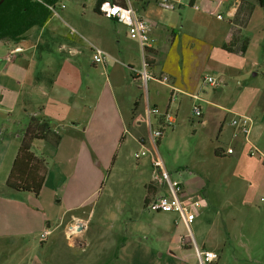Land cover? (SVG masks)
<instances>
[{
    "label": "crops",
    "instance_id": "0c3cea01",
    "mask_svg": "<svg viewBox=\"0 0 264 264\" xmlns=\"http://www.w3.org/2000/svg\"><path fill=\"white\" fill-rule=\"evenodd\" d=\"M187 4L195 12L191 15L193 18L191 20H202L204 16L208 17L206 16L208 14L213 16L214 11L217 12L215 15L219 14L218 10L223 13L225 21L219 22L213 29L205 30L203 41L210 42V47L218 48L217 53L225 58V64H232L234 73L243 75L247 79L244 86L247 92L240 94L243 98L241 109H232L233 112L227 119L226 114L230 111L225 110L226 113L221 111L219 115L221 120L219 130L221 131L225 123V127L229 128V139L227 143L222 144L223 147L221 144L214 145V149H217L220 155L218 156L221 158L220 163H227L228 170L231 166L232 171L227 174L228 178L232 180L237 176L242 186H224L220 187L219 191L209 188L207 182L221 177V171L211 173L203 170L191 178L171 175L181 183L185 196L197 198L201 202L200 206L188 226L175 213L152 214L149 223L142 225L143 230L152 237L146 244H142L140 255L153 258L155 264H200L196 256L195 246H197L217 254L216 259L206 264H264V164L262 163L264 159V10L255 0H187ZM133 5L138 15L149 24V33L153 38L151 47L147 49L149 62L146 67H150L160 57L162 46L165 43L171 46L176 38L174 32L176 26L169 20L175 18V15L172 9L161 10L162 7L151 0H136L133 1ZM52 14L54 13H51L42 26H31L19 39H0V184H4L25 125L30 117H36L47 123L49 127L54 123L70 128L71 133L59 135L55 146H51L44 139H33L30 147L35 156L45 154L54 160L60 158L59 160L65 165V171L59 172L57 183L63 184L62 188L75 186L74 189L79 188L77 191L82 195V185L76 184L78 177L83 176L81 167L95 173L91 191L86 185L84 186L87 195L79 197V204L85 202L88 196L95 192L98 184V168L107 164L114 148L120 144L121 137L124 138L127 133L128 123L138 124L136 113L142 111L141 114L146 119V105L154 107L157 115H152L149 119L152 123H157L160 122L158 114L165 110L159 111L156 106L159 101L150 103L147 98L143 106L135 107L134 111L133 107H130L139 95L137 91L139 81L135 71L140 66L131 62L133 59L119 43L123 37L122 33L126 35V27L123 24L108 18V21L113 23L111 33L117 51L112 50L110 58L99 65L94 64L90 56L88 69L80 71L75 64L69 62L79 51L78 43L84 45L86 42L89 47L91 43L84 37L89 35L85 34L83 27L81 29V26L77 25V21L74 23L72 20L61 19V25L53 22ZM220 16L215 18L221 21L223 18L222 15ZM185 22L188 23V17L183 18L180 15L179 26L181 27ZM232 30H237L240 37L247 39L244 51L238 50L239 43H236L231 51L221 49L222 41ZM46 32L52 35L54 41L52 45L49 43L51 41L43 38ZM167 33L168 36L165 38ZM135 43L137 45L136 41ZM8 51L12 52L9 60L3 58ZM117 55L127 61L122 63L115 61ZM60 61L66 65L64 69L61 68L63 73L50 74L51 65L54 62L60 65ZM97 72L102 77L99 91L98 85L96 87L92 84L94 79L92 75ZM258 77H262L259 83L256 82ZM63 79L64 82H61ZM95 79L98 80L96 77ZM254 79L256 81L252 86L251 81ZM80 80H83V84L81 83L82 88L80 87L78 93L77 85L80 84ZM221 80L223 81V78ZM55 82L65 83L70 90L52 91ZM217 83L216 81V85ZM161 84L169 88L171 94L173 90H178L174 82ZM74 86L76 89H73ZM85 93L86 95L89 93L92 97L86 98ZM191 97L197 98L195 95ZM85 98L87 103L84 102ZM214 107L217 110L224 108ZM237 115H247L251 118L247 140L238 127L230 124V120ZM130 138L141 145L135 135H130ZM226 147L232 148V152L225 154ZM251 148L256 150L255 155H249ZM46 170L37 194L38 198L48 183L50 172ZM147 180L140 183L144 185L150 182L151 170ZM184 182L188 183L187 189ZM144 195L143 193L142 197ZM214 200H218L219 205L216 207L218 213L209 211L211 206L216 205ZM221 204L226 210H234L230 218H225V210L222 209ZM142 212L144 211L140 213ZM70 218L82 220L77 216ZM111 219L116 218L111 216ZM44 220L45 224L49 223L47 217ZM228 225L232 227L227 228ZM45 228L39 231V234ZM54 229L55 224L48 229L47 236ZM132 243L131 240L130 246L129 241L124 239L117 244L115 252L119 254L124 251L122 255H134L136 247ZM30 257V264H40L35 254Z\"/></svg>",
    "mask_w": 264,
    "mask_h": 264
},
{
    "label": "rangeland",
    "instance_id": "374dc122",
    "mask_svg": "<svg viewBox=\"0 0 264 264\" xmlns=\"http://www.w3.org/2000/svg\"><path fill=\"white\" fill-rule=\"evenodd\" d=\"M93 4L94 0H58L54 6L52 21L59 25L62 24L61 19L72 20L74 23L77 21V25L81 26V29L83 27L85 34L89 35L84 36L86 41L91 43L89 47L93 45L103 49L108 59L111 51L116 50L115 39L111 33L113 23L100 13H95L92 10ZM190 9L187 0L173 2L172 12L176 19L169 20L176 26L174 30L176 38L171 46L165 43L156 63L147 67L148 73L155 78L149 79L145 87L138 86L137 103L134 107L131 104L130 107H133L134 111L135 107L143 106L147 98L150 103L159 101L156 104L159 111L165 110L174 117L175 122L171 126L160 124V127L163 126L162 133L159 142L156 143L157 154L170 175L191 178L203 170L211 173L221 171V177L207 182L209 188L219 191L224 186H242L236 175L232 180L228 178L227 174L232 171L231 166L228 170V164H221V158L218 157L220 155L214 154L213 151L215 144L222 146L229 139V128L225 127V123L221 131L219 130L221 121L219 115L221 111L228 110L230 112L226 114L227 119L231 116L232 109H241L243 99L241 96L247 92L244 88L247 79L243 75L234 73L232 64H225V58L217 53L218 48L210 47V42L203 41L205 30L213 29L219 22L225 21L223 13L218 10L223 18L221 21L215 18L216 11L213 16L208 14L206 15L208 17L204 16L202 20H191L194 11ZM201 11L199 8V12ZM180 15L183 18L188 17V23L185 22L181 27L178 23ZM122 36L119 43L133 59L131 62L140 66L141 59L135 40L128 37L127 29L126 35L122 33ZM167 36L168 33L165 34V38ZM43 38L51 41L50 45L54 43L52 35L47 32ZM78 47L79 51L71 57L69 63L75 64L80 71L87 70L91 60V49H88L86 42L84 45L78 43ZM11 53L8 51L3 58L9 60ZM115 61L122 63L127 60L117 55ZM146 61L149 62L148 55ZM64 67L66 65L61 61L60 65L54 62L50 67V74H62ZM206 75L218 82L215 87L205 82L203 77ZM92 77L94 78L92 84L96 87L98 85L99 91L102 77L98 72ZM162 77H165V80H159ZM260 79L262 77H258L257 81L252 80V86L255 81L259 83ZM61 82H64V79ZM166 82H174L178 90H173L171 94L169 88L161 84ZM81 83L83 84V80L77 85L78 93L82 88ZM51 89L52 91L70 90L65 83L58 82H55ZM73 89L76 87L74 86ZM84 95L86 98L92 97L89 93ZM191 95L197 98L193 99ZM86 98L85 103H87ZM152 98L157 100H151ZM88 104L90 105V101ZM193 105L200 107L202 115L193 114ZM214 106L224 108L217 110ZM141 112L136 113L138 124L128 123L127 133L124 138L121 137L120 144L114 148L107 164L98 168L97 188L85 202L78 204L79 197L87 195L84 192L85 185L91 191L95 173L81 167L83 176L78 177L76 184L82 185V195L77 191L79 188L74 189L75 186L62 188L63 184L57 181L59 172L65 171V165L59 157L54 160L45 154L41 155L44 157L42 159L45 166L44 173L46 169L50 173L40 198L30 192L13 191L3 183L0 184V264H30L32 254L37 256L40 264H155L153 258L140 255L142 244H146L152 237L143 230L142 225L149 223L151 215L156 214L144 208L142 197L143 193H146L147 184L151 186L147 198L155 192L152 181L144 185L140 183L143 180L147 182L149 178L151 167L148 153L135 158L134 154L140 151L141 147L130 138V135H135L138 143L147 146L146 119ZM32 119L36 123H44L45 127L58 135L71 133L70 128L61 124L53 123L49 127L47 123L36 117ZM156 124L153 123L154 126ZM103 147L107 148V146ZM41 156L38 155L40 158ZM187 184L184 182L186 189ZM214 201L216 205L211 206L209 211L218 213L216 208L219 205L218 200ZM221 206L225 210L226 219L234 214L233 209L226 210L222 204ZM141 211L144 212L140 213ZM71 216L80 217L83 221L70 218ZM111 216H115L116 219L112 220ZM46 217L49 223L45 224ZM54 224V231L47 236L48 229ZM229 227L232 225L227 226ZM43 228L45 230L39 234ZM44 231L46 233L41 236ZM124 239L129 241L130 246L131 240L133 241L132 245L136 247L134 255H122L124 251L119 254L115 252L117 244Z\"/></svg>",
    "mask_w": 264,
    "mask_h": 264
},
{
    "label": "built area",
    "instance_id": "2783aa9c",
    "mask_svg": "<svg viewBox=\"0 0 264 264\" xmlns=\"http://www.w3.org/2000/svg\"><path fill=\"white\" fill-rule=\"evenodd\" d=\"M133 1L136 0H104L98 5V11L104 17L113 19L123 24L126 29L128 36L137 42L139 47L140 56H141V65L135 71L136 78L139 81L140 86H146V82L153 77L148 73L146 63L144 58L147 56V49L151 47L153 38L149 33V24L147 21L140 17L133 5ZM154 1L157 5L166 9H173V3L171 0H151ZM107 4L108 7L102 10V5ZM63 6L62 4L60 5ZM51 9L52 13L54 12V7L48 6ZM196 8V7H195ZM217 18L221 16L219 14L215 15ZM91 58L94 64H102L105 62L107 53L96 46L91 45ZM161 81L165 80V77L160 79ZM205 82L210 86H215L216 81L209 75L204 77ZM146 99V98H145ZM146 102V100H145ZM193 114L200 116L199 106L193 105L192 107ZM146 112V143H140V151L134 154V157L138 158L140 155L148 153L150 167H151V181L155 189V192L147 198L144 203V208L151 212H168L175 213L179 216L180 219L188 226L194 219L195 213L200 206V201L197 198H192L191 196H185L183 187L181 183L171 177V175L165 170L161 158L156 151V143L161 136L162 127L160 124L165 126H171L174 123V117L171 114H168L167 111L158 114L160 122L157 121V124L154 126L150 121L149 117L154 115L156 116V109L154 107H145ZM232 126L238 127L239 131L243 134L245 140L250 130L251 118L247 115H237L230 120ZM232 152V148L226 147L224 149L225 154ZM256 150L251 148L249 150V155H255ZM264 164V159L262 160ZM46 232L44 231L42 235ZM196 256L200 264H206L208 262L216 259L217 254L211 250L204 248H199L195 246Z\"/></svg>",
    "mask_w": 264,
    "mask_h": 264
},
{
    "label": "trees",
    "instance_id": "16d2710c",
    "mask_svg": "<svg viewBox=\"0 0 264 264\" xmlns=\"http://www.w3.org/2000/svg\"><path fill=\"white\" fill-rule=\"evenodd\" d=\"M102 1L104 0H94L92 10L95 13H99L98 5ZM255 1L264 10V0ZM57 2L58 0H0V39L16 40L31 26H42L52 13L48 6L54 7ZM236 43H239L238 50L242 52L247 44V39L240 37L237 30H232L230 35L222 41L220 47L223 50L231 51ZM144 62L146 65L148 64L146 58H144ZM136 103L137 100L133 103V107ZM33 139H44L55 146L59 135L45 127L44 123H36L30 117L22 131L4 185L13 191L30 192L36 196L44 179L45 166L42 158L35 156L30 150ZM213 152L219 155L217 149H214ZM150 187L149 184L145 186L146 193L143 197V204L147 200Z\"/></svg>",
    "mask_w": 264,
    "mask_h": 264
},
{
    "label": "clouds",
    "instance_id": "9594fccd",
    "mask_svg": "<svg viewBox=\"0 0 264 264\" xmlns=\"http://www.w3.org/2000/svg\"><path fill=\"white\" fill-rule=\"evenodd\" d=\"M101 7H102V10H104V9H106L108 7V5L105 4V5H102Z\"/></svg>",
    "mask_w": 264,
    "mask_h": 264
}]
</instances>
